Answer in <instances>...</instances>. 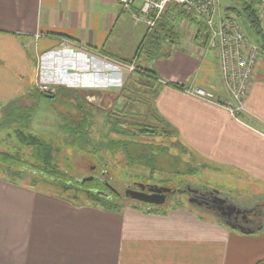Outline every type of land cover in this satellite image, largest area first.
Returning a JSON list of instances; mask_svg holds the SVG:
<instances>
[{
	"label": "crops",
	"instance_id": "0c3cea01",
	"mask_svg": "<svg viewBox=\"0 0 264 264\" xmlns=\"http://www.w3.org/2000/svg\"><path fill=\"white\" fill-rule=\"evenodd\" d=\"M138 7L127 12L117 0H0V106L42 84L118 94L127 80L120 59L132 60L157 76L150 105L156 124L177 133L202 161L264 188V50L236 120L225 107L185 92L202 88L220 103L230 101L217 53L196 44L193 24L189 35L158 29L157 47L163 41L166 52L156 63L146 49L135 58L146 37L134 17ZM178 18L185 21L168 9V21ZM243 227L252 233L187 206L163 213L79 206L0 179V264H264V223Z\"/></svg>",
	"mask_w": 264,
	"mask_h": 264
},
{
	"label": "rangeland",
	"instance_id": "374dc122",
	"mask_svg": "<svg viewBox=\"0 0 264 264\" xmlns=\"http://www.w3.org/2000/svg\"><path fill=\"white\" fill-rule=\"evenodd\" d=\"M219 1L222 15H234L233 17L244 28L245 35L249 41L252 44L258 43L260 38L248 33L242 17L239 18L235 13L231 14L230 8H227L228 6H236L240 10V4H238L240 2L236 0L231 1V3H228L226 0ZM184 15V17L189 16L191 19L194 18L197 23H201L195 17L185 13ZM166 16L168 18V11L166 12ZM188 18H185L183 23H181L180 18L170 20L174 31L176 32L179 29L181 34L189 35L191 28L195 26V22L190 21ZM261 26L264 33V21L261 22ZM162 42L160 41L162 47L155 49L153 55L148 56L151 58L150 62L156 63V61L163 58L166 51L163 49L164 43ZM144 56L145 54L141 55L142 59ZM125 65H132V63L125 62L124 64H118V68L123 71V79L127 75V80L120 90L122 94L118 93L122 98L115 97L118 95L115 93H111L113 95L110 96L94 91L76 92V96L73 97L70 93H67L65 97L58 95L56 100L45 98L43 95L37 96V106L31 117L30 132L44 140L55 141L61 146V151L57 157L58 162L62 167L69 170L68 172H70L72 179L79 181L89 176L99 178L121 194L122 197L117 198L121 203L130 202L144 208L152 207V205L135 203L136 201L132 200L129 201L124 196L125 188H131L133 185L177 187L181 191L187 190V188H195L205 189L210 192L217 191L222 198H226L232 205L246 210H257L263 216V187L241 177L236 172L228 169H219L206 161H202V159L181 144L177 133H171L169 137H133L132 141L134 144L131 145L129 150L130 155L135 152L132 155V164H129L120 152L116 151L113 154H109L104 150L93 149L91 144L88 146L78 145L79 147L76 144H72L71 133L69 131H61L59 128L62 123H66L67 125L78 123L81 118V113L77 109L79 106H76L78 101H80L78 105L81 106V109L91 115L88 139L93 146L97 143L105 145L108 142L107 139L114 138L108 132L109 125L107 124V119L109 117L117 119L119 122H124L126 125L128 123L130 126L131 124L138 123L147 125L156 124L154 121L155 117H153L149 106V104H153V99H151L155 90L153 81L139 78L135 65H133V71H130ZM60 88H63L65 91L70 89L65 86H61ZM53 89L52 93L56 94L57 88ZM156 95L154 96V101ZM32 98L27 97L24 100H20L19 103L29 104L33 101ZM74 98H78V100L76 99L75 101L73 100ZM11 110L12 108L9 103L0 106V126L2 128L12 126L11 118H7ZM161 125L163 126V124ZM165 129L168 130V128ZM4 134L5 130L1 129L0 148L4 146ZM49 191L54 193L52 190ZM180 204L181 206L191 207L204 218L215 221L214 216L190 206L183 196L177 194L174 197H170L164 204L156 207L168 210L181 207L179 206Z\"/></svg>",
	"mask_w": 264,
	"mask_h": 264
},
{
	"label": "trees",
	"instance_id": "16d2710c",
	"mask_svg": "<svg viewBox=\"0 0 264 264\" xmlns=\"http://www.w3.org/2000/svg\"><path fill=\"white\" fill-rule=\"evenodd\" d=\"M226 1L231 3L233 0ZM236 1L240 2L238 3L240 4V10L236 6H228L227 8H230L229 10H231V14L235 13V15L239 18L242 17L250 35H255L260 38V41L256 42L259 43L257 45L262 44L261 47L259 46L262 52V49L264 50V33L256 10L250 3V0ZM173 9L176 10L177 16H185L184 13L176 7H173ZM228 16L233 17L234 15ZM188 17L189 16L184 18ZM166 18L167 16H164L163 19L156 24L155 29L150 34H146L144 42H141L137 49L135 58L142 55L144 49H146L145 51H147L148 56H150L153 55V51L155 49L159 48L157 47L160 37L158 35L159 28L165 32L166 30H169L171 33H175L173 26L170 21L166 20ZM188 19L195 22L196 31L194 41L199 46L206 48L208 43V33L205 25L202 22L197 23L194 18L191 19L189 17ZM242 29L244 31V28ZM164 36L168 35L165 34ZM148 40H151L155 45L149 42L151 45L146 48L145 43ZM120 60L124 63L132 62V60ZM135 70L139 78L155 82L158 80L155 72L152 70L144 68L141 69L140 67H136ZM170 85L174 87L177 86L172 84ZM156 91L157 90L155 89L153 96L156 94ZM76 92L80 91L70 89L65 91L63 88H58L56 94L49 93V95L51 96L50 99L56 100L58 95L65 97L67 93H70L73 97L76 96ZM42 95L43 93L36 88L34 92L28 94L26 97L9 102L12 110L7 118H11L12 126L7 128H2L0 126V130H5L3 138L4 146L0 148V179L11 184L25 186L35 191L49 193L64 198L79 206L93 205L106 211H118L125 207L138 209L147 213H163L166 211L163 208L153 205L152 207L149 206L148 208H144L130 202L121 203V201L117 199V195L111 191L114 188L94 176H89L92 177V179L90 181H85L84 183L80 182L81 179L79 181L72 179L70 172H68L69 170L62 167L58 162L57 157L58 153L61 151V146L55 141L44 140L43 138L30 132L31 117L37 106L36 97ZM27 97H33V101L29 104L19 103L20 100H24ZM76 99L78 100V98H74L73 100L76 101ZM77 103L79 104L80 101ZM78 104L76 106H79L77 109L81 113V118L78 123L73 125L62 123L59 129L61 131H69L71 133L73 145L88 146L91 144L93 149H97L99 151L104 150L109 154H113L116 151L120 152L129 164L133 163L132 155L135 153L133 152L132 155H130L131 153L129 151L131 145L134 144L132 141L133 137H169L170 134L173 133L171 130H166L161 124L147 125L138 123L134 125L131 124L130 126L128 123L126 125L124 122H119L117 119L109 117L107 119V124L109 125L108 132L109 134H112L114 138H109V140L107 139L108 142H106L105 145L103 143H97L93 146L91 141L88 139V128L90 127L91 115L87 111L82 110L81 106ZM103 173H105V171H103ZM48 189L54 191V193ZM130 200L131 199H129V201ZM137 202L138 201L135 203ZM139 203L141 204V202ZM179 206H181V204ZM250 211L255 214L253 217V225H262L264 223V215L262 216V214L258 213L257 210ZM214 218L217 219L216 217Z\"/></svg>",
	"mask_w": 264,
	"mask_h": 264
},
{
	"label": "built area",
	"instance_id": "2783aa9c",
	"mask_svg": "<svg viewBox=\"0 0 264 264\" xmlns=\"http://www.w3.org/2000/svg\"><path fill=\"white\" fill-rule=\"evenodd\" d=\"M117 2L127 12H131L134 5L139 2L138 15L134 17L144 23L146 34L155 29L156 24L171 7H176L201 21L208 33L206 48L217 53L223 87L230 101L220 103L212 92L202 88H186L185 92L214 105L223 106L236 120H242L243 100L262 52L259 45L249 41L235 18L222 15L219 0H117ZM250 3L259 19L264 20V0H250ZM133 65L125 66L133 71ZM37 88L45 94L54 91L47 85H38Z\"/></svg>",
	"mask_w": 264,
	"mask_h": 264
},
{
	"label": "flooded vegetation",
	"instance_id": "af4514ba",
	"mask_svg": "<svg viewBox=\"0 0 264 264\" xmlns=\"http://www.w3.org/2000/svg\"><path fill=\"white\" fill-rule=\"evenodd\" d=\"M144 189L142 190L143 193L150 195L151 192L148 191V189L152 186H147L143 185ZM171 191L168 193L164 194V203L170 198L174 197L175 194L183 196L186 202L197 209H201L203 212L208 213L209 215H212L216 217L217 219L223 221V222H228L230 224L236 225V226H244V225H250L254 224V216L255 214L251 213L250 210H246L244 208L237 207L241 211H244V213H239V214H227L226 212H221V210L217 209V202L214 201V191H206L205 189H190L187 188V190H180L177 187L176 188H171ZM127 190H134V191H140L141 189L139 188L138 185H133V187H126L125 192ZM113 193L117 195V197H122L119 192H117L115 189L111 190ZM124 192V196H125ZM123 196V197H124ZM222 197L221 195H218ZM226 203L228 205H231V203L227 200Z\"/></svg>",
	"mask_w": 264,
	"mask_h": 264
},
{
	"label": "water",
	"instance_id": "95a60500",
	"mask_svg": "<svg viewBox=\"0 0 264 264\" xmlns=\"http://www.w3.org/2000/svg\"><path fill=\"white\" fill-rule=\"evenodd\" d=\"M43 97L45 98H49L50 99V95L49 94H43ZM92 179V177H88V178H84L81 179V183H84L85 181H90ZM139 188L141 189L140 191H134V190H127L125 192V197L129 198L131 200L134 201H138L144 204H148V205H153V206H159L164 204V194L168 193L171 191L170 188L168 187H156V186H152L148 189L149 192H151L150 195L145 194L142 192V190L144 189L143 185H138ZM215 195H214V201L217 202V209L221 210V212H226L227 214L231 215V214H239V213H244V211H241L240 209H238L235 205H228L226 203L227 199L226 198H222L219 195V193L217 191H214ZM230 229L233 230H238L241 233L244 234H251L252 231L250 230H245L244 227L242 226H236L233 224H230L228 222H224Z\"/></svg>",
	"mask_w": 264,
	"mask_h": 264
}]
</instances>
